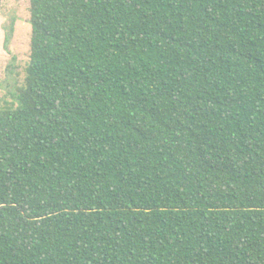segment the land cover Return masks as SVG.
Masks as SVG:
<instances>
[{
	"label": "trees",
	"instance_id": "1",
	"mask_svg": "<svg viewBox=\"0 0 264 264\" xmlns=\"http://www.w3.org/2000/svg\"><path fill=\"white\" fill-rule=\"evenodd\" d=\"M30 3L0 264H264V0Z\"/></svg>",
	"mask_w": 264,
	"mask_h": 264
},
{
	"label": "rangeland",
	"instance_id": "2",
	"mask_svg": "<svg viewBox=\"0 0 264 264\" xmlns=\"http://www.w3.org/2000/svg\"><path fill=\"white\" fill-rule=\"evenodd\" d=\"M31 3L30 0H0V110L16 107L14 96L26 84L27 68L31 59ZM16 18V33L12 55L4 50L3 26ZM13 58H16L14 63Z\"/></svg>",
	"mask_w": 264,
	"mask_h": 264
}]
</instances>
